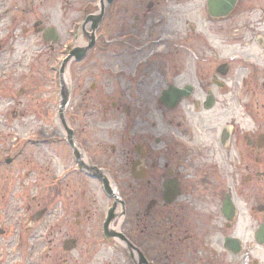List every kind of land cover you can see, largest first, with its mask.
<instances>
[{"label": "rangeland", "instance_id": "374dc122", "mask_svg": "<svg viewBox=\"0 0 264 264\" xmlns=\"http://www.w3.org/2000/svg\"><path fill=\"white\" fill-rule=\"evenodd\" d=\"M97 2L0 0V131L7 128L9 132L8 137L0 142V161L6 154L14 157L25 146L22 156L14 158L10 164L4 163L0 168V177L4 175L8 192L7 202H0L3 205L7 203L8 211L5 222L9 244L5 250L0 249V258L5 256L6 264H131L124 245L103 235L102 225L112 198L94 179H79L74 158L68 153L66 133L58 114L62 88L55 68H60L67 54L64 52L65 44H78L82 39L80 46H86L82 36L77 43L73 42L70 30L74 27L73 21H81L87 4H91L88 10L93 12L99 8L96 7ZM112 2H105L104 16L95 29L97 46L91 47L80 60L73 57L66 66L68 79L64 78V83L69 90V99L64 115L68 126L74 129L76 142L85 156L83 158L89 163L98 161L103 165L104 172L127 201L131 193V177L123 152L129 149V136L133 132L140 134L142 130H133L134 121L126 111L128 106L133 109L142 106L135 98L134 89L141 74V84L147 87L141 92L150 94L149 103L153 108L152 115L147 118L157 125L151 133L153 136L161 135L164 119H160L154 107L160 90L165 86L160 73L165 46L162 43L146 44L152 40L147 35L145 23V19L152 15L146 9L149 0ZM184 10V19L178 23L182 32H192L189 23H193L196 32L209 39L210 48L222 51L224 59L236 57L231 74L227 77L231 84L230 91L224 96L226 100H219L216 108V112H219V108L224 107L223 103L228 102L230 107L226 112L229 114L218 116L219 123L240 116L238 100L244 97L242 90L248 92L245 98L252 96L258 115L264 118V57L256 55L258 50L253 44L255 33L263 31L264 22L255 23L258 17L255 13L251 18L235 14L228 22L230 28L226 30V25L214 26L209 23L197 0L185 3ZM153 11L155 13L156 9ZM243 25L248 27L243 33L235 29ZM132 29L141 35L134 36L139 41L128 39L131 35L119 36ZM87 30L91 31V25ZM51 31L55 34H51ZM46 32L55 38L46 40ZM161 35L157 34L155 38ZM187 46L188 42H185L184 47ZM246 56L256 57L255 81L250 76L246 77L248 69L243 68V58ZM185 59L187 61L183 66L178 62L182 71L191 68V63L187 62L192 57L186 55ZM171 74L172 69L169 68ZM243 77L247 78L245 84ZM114 103H119L121 109ZM5 109H8L7 116ZM13 111H17V119L12 118ZM168 112V115L173 113ZM180 112L184 110L181 108ZM174 114L178 115V110ZM215 114L207 115L202 128L206 137L212 135L209 130L215 128ZM178 120L179 117L175 122ZM237 122H242V119L238 118ZM169 128L176 130L175 126ZM225 169L232 175V183L226 184L222 192L230 191L238 206L233 234L239 236L244 248H247L254 241L255 231L264 222V212L257 211L258 205L264 206V193L261 197L252 198L236 193L235 175L238 169ZM247 191L252 192L250 189ZM44 208L47 209L46 213L37 218ZM217 211L216 235H219L223 227L219 207ZM123 218L120 231L128 236L134 231L133 234L138 235L140 241L143 240L146 234L131 224L129 214ZM52 224L53 244L41 238L47 235ZM118 224L117 219L114 226ZM29 226L31 230L28 232L26 229ZM22 229L25 230L22 234L24 242L20 245ZM179 248L170 250L175 257H170L166 264H177ZM255 250L262 262L264 251L257 245ZM233 261L234 264H242L240 259L239 263L234 257Z\"/></svg>", "mask_w": 264, "mask_h": 264}, {"label": "flooded vegetation", "instance_id": "af4514ba", "mask_svg": "<svg viewBox=\"0 0 264 264\" xmlns=\"http://www.w3.org/2000/svg\"><path fill=\"white\" fill-rule=\"evenodd\" d=\"M190 1L192 0H149L146 4L149 15L152 12V15L145 19L147 35L152 37V40L147 41L146 44L150 46L162 43L165 46L160 60V73L165 86L160 90L154 107L160 119H164V123L161 127V135L153 136L151 131L156 129L157 125L155 122L148 121L147 117L152 115L153 108L149 103L150 94L141 92V89H147V87L141 84L142 76L139 74L134 89L135 98H138L142 106L136 109L128 106L126 114L130 116L131 121H134L133 130L140 128L142 131L140 134L133 132L129 136L127 139L129 149L123 152V158L125 164L129 166L131 177V193L126 201V210L131 224L133 223L135 228H140L146 235L141 241L138 235L133 234L134 231L129 233V236L126 235L130 242V247L127 248L128 257L131 264L138 262L166 264L170 261V257H175L173 253L170 254V250L180 246L176 257L179 260L177 264H234L233 257L238 261L240 259L242 264H264V258L260 262L256 250L254 251L256 245L264 251V232L262 241L257 239L258 230L264 222L255 231L254 241L249 247L244 248L242 245L240 254H235L227 247V238L239 236L233 234L235 223H229L224 214L225 201L229 195L232 198L233 194L230 191L222 192L226 184L232 183V175L228 174L225 168L236 167L238 169L237 175L234 174L237 181L236 193L247 196L245 198L263 196L264 118L258 115V108L252 96L245 98L248 92L242 90L244 97L238 100L240 116L237 119L219 123L218 116L229 114L226 112V109L230 107L228 102L223 103L224 107L219 108V112H216V108L219 100H226L224 96L230 91L231 84L227 77L231 74L236 57L224 59L222 51L210 48L209 39L197 33L193 23L187 22L192 32L181 31L178 23L184 19V4ZM197 1L204 9L203 14H206L209 23L214 26L226 25V30L230 28L228 22L235 14L246 18L256 14L258 17L255 23L264 22V0ZM230 2H233V6L226 16L210 15L211 7L225 8ZM88 9L85 11L83 20L88 14L90 18V15L99 10L97 8L92 12ZM153 9H156L155 13ZM89 25L92 30L91 21H87L83 30V42L86 40L87 45L90 42L88 37L90 31L87 30ZM235 29L243 33L248 27L243 25ZM161 33V37L155 38ZM127 35L132 37H127L128 39L135 40L138 39L134 36H141L134 29L119 36ZM185 42H188L187 47H184ZM97 44L96 37L94 46ZM253 44L258 50L256 55L264 57V28L262 32L255 33ZM90 50L91 48L87 52ZM186 55L192 57L191 61L187 62L191 63V68L188 67L182 71L180 66L187 61ZM247 56L243 58V68L248 69L246 77L250 76L252 81H255L256 57ZM178 62H181L180 66ZM169 68L172 69L171 75H169ZM180 77H182L181 80H179ZM243 79L244 84L247 83V78L243 77ZM180 91H183L182 97H178ZM114 104L121 109L119 103ZM181 108L184 110L183 113L180 112ZM169 110L173 113L168 115ZM177 110L178 115L174 114ZM5 111L7 116L8 109ZM209 113H216L215 128L213 131L209 130L212 135L206 137L202 128ZM178 117L180 120L175 122ZM12 118H18L17 111L12 112ZM238 118L242 119V122H237ZM193 125L194 128H192ZM170 126H175L176 130L170 129ZM8 134L7 128L2 129L0 142L6 136L8 137ZM24 147L19 149L14 157H8L6 154L0 161V168L4 163L10 164L14 158L22 156ZM68 148L70 157H74L72 149L69 146ZM89 164L104 168L98 161ZM77 169L79 179L83 177L94 179L101 184L99 178L91 175L86 169H79L78 166ZM0 180H3L0 182V202L5 200L7 202L8 192L4 175L0 177ZM251 184L253 186L250 188ZM248 189L252 192L248 193ZM112 201L108 210L114 203L113 198ZM218 207L223 231L216 235ZM46 210L44 208L39 211L37 218L41 214L44 215ZM7 213V203L0 204L1 250H5L9 244L5 222ZM77 214L80 215L79 212ZM50 226L47 235L41 238L53 244L51 234L54 226L53 224ZM26 230L29 232L30 226ZM24 231L21 230L20 245L24 242L22 239ZM116 242L123 244L118 239ZM6 261L5 256L0 258V264H6Z\"/></svg>", "mask_w": 264, "mask_h": 264}, {"label": "water", "instance_id": "95a60500", "mask_svg": "<svg viewBox=\"0 0 264 264\" xmlns=\"http://www.w3.org/2000/svg\"><path fill=\"white\" fill-rule=\"evenodd\" d=\"M109 1L111 2L113 0H109ZM232 1L234 2V0H232ZM233 2L232 3L230 2L228 4V7H225V8H219V7L216 8V9L214 8L213 10H211V14L217 15V16H219V15H223V16L224 15H227V13L229 11H231V9H232ZM103 13H104V8H102V12L99 15H96V16L93 15L91 17L90 20H92V29H93V32L91 33V35L88 34L90 36L91 42H90V44H89L88 47H85V48H76L73 51V54L75 55V57L77 59H81L85 55V52L87 51V49L90 48V47H92L94 45V30L98 27V24H99V22H100V20H101V18L103 16ZM51 34H54V31H51ZM51 37H53V35H51V36L49 35V37H46V40H49ZM179 94H178V97H182L183 91H180ZM62 95L64 96V99L62 101V121H63V124L65 125L66 130H67L69 142H70L71 146L73 148H75L76 156L79 157L80 156V153L78 152V149L76 148L75 143H74V140H73V137H72L73 136V130L70 129L67 126V124L65 122V119H64V114H63V110H64V108L66 106V103L68 102V97H69V91L66 89V87L63 88ZM96 172L102 178V180L104 182V185L106 187V191L109 194H113L112 193L111 186H110V183L108 181V178H107L106 174H104L101 170H97ZM116 200L118 201V198L117 197H116ZM120 201H121L122 204H124V202L122 200H120ZM259 209L260 210H263L264 207L263 206H260ZM122 211L125 212L124 211V205H123ZM235 211H236L235 205L233 204L232 200L229 197V199H227L226 200V203H225V210H224L225 215L227 216L228 219H230V220L233 219L234 220ZM116 217H117V214L115 213V208L113 207L112 210L109 212V216H108V219H107V222H106V225H105V231H106V233H109L110 232L112 235L113 234H117L114 230L110 229V223ZM110 230H112V231H110ZM262 232H264V229L262 230ZM117 235H119V236L122 237L121 234H117ZM227 245L230 248H232V249H234L236 247L239 249L241 247L240 241L237 238H229L227 240Z\"/></svg>", "mask_w": 264, "mask_h": 264}, {"label": "bare ground", "instance_id": "6f19581e", "mask_svg": "<svg viewBox=\"0 0 264 264\" xmlns=\"http://www.w3.org/2000/svg\"><path fill=\"white\" fill-rule=\"evenodd\" d=\"M101 6H102V4H101ZM101 6L99 7V9H101ZM82 44V39H81V41L80 42H78V44H76V46H80ZM72 57V55L69 57V58H71ZM71 59H73V57L71 58ZM70 62V61H69ZM68 62V63H69ZM68 63H66V66H68ZM66 77H67V79H68V70H67V72H65L64 73V78L66 79ZM108 177V179L110 180V185L112 186V188H113V190L115 191V195H119V190H118V188H117V186L113 183V181L111 180V178L109 177V176H107ZM118 213V217H120L119 218V224L117 225V226H114V222L112 221V224H111V229L112 230H114L112 227L114 226L117 230H119V228H120V226H121V223L123 222V220H124V218H123V216L122 215H120V211H118L117 212Z\"/></svg>", "mask_w": 264, "mask_h": 264}]
</instances>
